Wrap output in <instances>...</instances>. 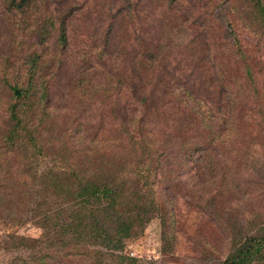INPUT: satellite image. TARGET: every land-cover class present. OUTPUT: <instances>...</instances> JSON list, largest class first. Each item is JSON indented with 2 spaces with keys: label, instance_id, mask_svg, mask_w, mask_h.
Instances as JSON below:
<instances>
[{
  "label": "trees",
  "instance_id": "1",
  "mask_svg": "<svg viewBox=\"0 0 264 264\" xmlns=\"http://www.w3.org/2000/svg\"><path fill=\"white\" fill-rule=\"evenodd\" d=\"M108 1L109 20L85 35L69 0H0L11 39L0 47V221L20 223L34 207L42 231L2 233L0 250L15 252V264H141L116 246L120 234L165 220L152 170L182 178L215 163L202 85L209 99L217 71H199L203 54L191 69L183 61L201 38L243 52L224 26L225 0ZM256 7L264 23V0ZM232 248L223 264H264V234Z\"/></svg>",
  "mask_w": 264,
  "mask_h": 264
},
{
  "label": "rangeland",
  "instance_id": "2",
  "mask_svg": "<svg viewBox=\"0 0 264 264\" xmlns=\"http://www.w3.org/2000/svg\"><path fill=\"white\" fill-rule=\"evenodd\" d=\"M149 1L143 0V4ZM69 2L77 8L76 26L85 35L97 22L101 25L110 18L105 10L108 7H102L110 4L108 0ZM221 7L227 9L224 26L237 33L243 52L239 54L235 47L231 54L223 42L210 49L201 38L194 47H188L183 61L191 69L194 59L203 54L199 71L205 73L210 66L217 71L215 79L203 74L211 82L206 86L209 99L202 85L206 107L215 116V163L212 169L188 171L182 178H175V173L162 170L159 164L157 171L152 170L151 174L156 175L153 187L165 220L155 216L130 235L120 234L116 246L117 252L134 256L141 264H223L233 250L232 243L248 235L264 234V23L256 0H225ZM145 25L146 21H141L136 29ZM141 33L145 34L144 28ZM83 34L75 35L77 43ZM10 42V34L0 22V47L8 48ZM180 73L188 75L183 69L176 74ZM200 82L196 80L197 85ZM56 97L62 101L66 90L58 88ZM224 115L228 119L222 120ZM38 215L32 207L22 212L20 223L4 225L0 221V236L11 230L40 236L41 228L35 222ZM233 237H237L235 242ZM14 255L1 249L0 264H15Z\"/></svg>",
  "mask_w": 264,
  "mask_h": 264
}]
</instances>
